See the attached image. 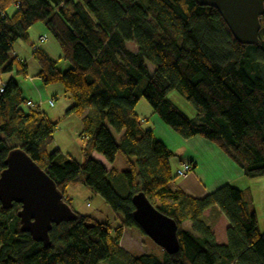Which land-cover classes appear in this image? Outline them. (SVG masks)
Wrapping results in <instances>:
<instances>
[{
    "label": "trees",
    "instance_id": "trees-1",
    "mask_svg": "<svg viewBox=\"0 0 264 264\" xmlns=\"http://www.w3.org/2000/svg\"><path fill=\"white\" fill-rule=\"evenodd\" d=\"M37 21L69 64L61 70L57 59L33 45L38 76L45 84L61 82L72 100L66 114L82 119L83 160L49 149L57 123L39 106H28L10 77L0 92V173L9 151L21 147L53 178L66 203L71 206L68 185L81 182L121 223L112 228L71 206L77 218L54 224L46 247L20 229L19 203L10 209L0 203V264H264V232L244 190L228 183L194 197L172 188L179 176L171 166L175 153L136 111L145 98L183 138L199 135L245 176H264V13L251 44L234 37L215 7L196 0H0V73L15 68L26 74V63L11 52ZM173 90L193 105L194 116L169 98ZM119 153L124 169L114 165ZM139 191L177 222L176 253L135 255L121 245L126 228L147 236L133 216L132 196ZM213 206L230 223L227 244L217 242L203 218Z\"/></svg>",
    "mask_w": 264,
    "mask_h": 264
},
{
    "label": "water",
    "instance_id": "water-1",
    "mask_svg": "<svg viewBox=\"0 0 264 264\" xmlns=\"http://www.w3.org/2000/svg\"><path fill=\"white\" fill-rule=\"evenodd\" d=\"M196 1L215 7L238 41L257 42L264 0ZM0 203L5 209L19 203L20 229L46 247L51 244L54 224L77 218L53 178L21 147L12 148L5 159V168L0 173ZM132 203L134 219L145 234L167 253L179 251L177 222L157 209L143 191L132 196Z\"/></svg>",
    "mask_w": 264,
    "mask_h": 264
},
{
    "label": "rangeland",
    "instance_id": "rangeland-1",
    "mask_svg": "<svg viewBox=\"0 0 264 264\" xmlns=\"http://www.w3.org/2000/svg\"><path fill=\"white\" fill-rule=\"evenodd\" d=\"M43 30V31H42ZM46 36L44 42L40 41V36ZM39 46L48 49V54L58 60V67L65 70L69 65L67 61L59 59L61 49L58 42L48 32L43 21L35 22L29 29V37L20 39L13 45L12 54L18 53L20 58L26 63L27 72L17 73L14 68L10 72L0 73V79L4 82L10 77H14L18 82L21 95L27 100L36 103L40 102V109L46 114L48 119L57 123L53 129V142L49 149L59 148L64 153H71L75 158L81 157L80 151L84 144L81 137L83 131L82 119L77 114H66V109L72 104V100L66 95L61 82L45 84L38 76L40 65L32 55V48ZM130 49H136L134 42L128 43ZM150 70L154 69L151 63H148ZM144 82L141 83V86ZM169 98L177 105L187 116L192 117L195 114L193 105L180 95L176 90L169 93ZM54 100V105H49L48 101ZM26 107V106H25ZM138 113L149 117L152 108L145 98H141L136 106ZM145 120V118H144ZM103 160H106L103 157ZM178 161V158H176ZM107 163V162H106ZM114 165L119 169L125 168V162L121 153L117 155ZM175 170L174 166H172ZM184 176H178L175 182L181 180ZM246 182L237 181L239 187L245 190V199L251 201L254 210L258 215L259 228L264 230V176L250 178L246 176ZM67 195L70 198L71 206L81 214H89L100 221L107 222L112 228L121 223V218L104 198L94 192L85 184L71 183L67 187ZM188 227V223H184ZM121 245L130 250L132 254L142 252L155 253L162 257V248L157 245L150 237L140 235L131 229L126 228L122 236ZM100 264H104V261Z\"/></svg>",
    "mask_w": 264,
    "mask_h": 264
},
{
    "label": "crops",
    "instance_id": "crops-1",
    "mask_svg": "<svg viewBox=\"0 0 264 264\" xmlns=\"http://www.w3.org/2000/svg\"><path fill=\"white\" fill-rule=\"evenodd\" d=\"M43 49L48 53V49ZM14 55H17L20 58L18 53H15ZM138 114L143 120V125L145 127H151L155 136L175 153V156L171 159V166H174L175 171L180 168L184 162H189L193 165V170L191 172L178 182L170 184L172 188L179 189L194 197L208 195L217 188L228 183L234 184L236 187L244 190L239 187L238 183H236L237 181H247L243 170L217 145L199 135L190 138H183L167 126L153 109L149 113V117H143L144 115L140 113ZM80 155L81 157L76 158L79 161H82L83 156L81 151ZM92 155L98 159H102V157L96 152H93ZM176 158H178V161ZM111 165L112 164H107V167L110 168ZM203 218L211 226L217 242L219 244H227V229L230 226V223L219 207L213 206L206 209L203 212ZM185 223H188L189 225V222ZM125 231L126 229H124L123 234ZM261 231L264 232V230Z\"/></svg>",
    "mask_w": 264,
    "mask_h": 264
},
{
    "label": "built area",
    "instance_id": "built-area-1",
    "mask_svg": "<svg viewBox=\"0 0 264 264\" xmlns=\"http://www.w3.org/2000/svg\"><path fill=\"white\" fill-rule=\"evenodd\" d=\"M46 40V36H40V41L44 42ZM4 90V81L2 79H0V92H2ZM49 105H54V100L50 99L48 101ZM27 105L30 107H36L39 106L40 107V102L36 103L32 100H27ZM193 169L192 165L189 162H184L182 163L181 167L177 169V174L179 176H186L189 172H191Z\"/></svg>",
    "mask_w": 264,
    "mask_h": 264
}]
</instances>
